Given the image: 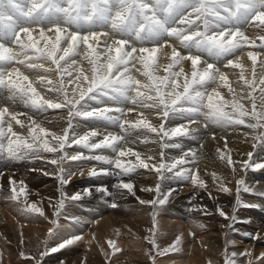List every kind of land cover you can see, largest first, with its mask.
<instances>
[{
	"label": "snow or ice",
	"instance_id": "6c2138e0",
	"mask_svg": "<svg viewBox=\"0 0 264 264\" xmlns=\"http://www.w3.org/2000/svg\"><path fill=\"white\" fill-rule=\"evenodd\" d=\"M249 27L264 32V0H0V152L16 160L39 159L42 152L58 154L48 162L57 165L62 185L75 175L74 171L63 167L66 160H95L114 163L125 175L143 168L154 171L158 180L163 181L168 178L164 173L168 172L177 178H190L194 185L206 188L198 169L183 167L196 163L195 152L190 150L180 158L165 162V154L161 151L160 162L150 164L153 157L141 158L140 153L122 146V142L132 140L130 130L138 128L157 134L162 141L164 138L191 137L193 130L184 124L165 128L164 120L177 115L187 118L189 123H195V118L202 116L208 123L218 126L245 125L253 131L260 130L254 138L264 141V51H246L247 60L251 61L250 76L243 59L246 49L264 50V35L250 37L246 34ZM165 46L171 50L170 62L163 65L158 63L157 53ZM83 61L89 67L85 68ZM185 61H190L188 71ZM220 63L225 68L239 69L238 79L230 81L229 75L218 66ZM21 66L33 71L42 70L44 74L30 79ZM162 67L165 75L159 74ZM133 69L145 79H138ZM221 88L227 90L230 98L221 94ZM89 101L102 105L108 101L114 105L130 102L140 109L151 110L161 120L156 126L141 111L142 118L131 122L126 114L135 109L92 107ZM242 101H248L250 108ZM21 105L37 113L66 109L67 125L57 131L44 126L52 121L40 122L31 116L27 121L22 120L20 117L27 114L13 110ZM75 118H82L93 127L78 132L73 123ZM14 125L26 129V135L15 130ZM106 125H116L124 134H105ZM96 137L102 139L92 142ZM72 145L89 150L110 149L116 158L85 156L83 152L69 155L65 149ZM161 147L178 148L181 145L162 143ZM217 151L233 172L237 170V163L245 169H264V163L251 160V153H248V160L234 162L230 153ZM126 156H134L135 162L121 159ZM188 156L192 159H186ZM178 166L181 167L178 169ZM100 172L92 169L89 174L96 176ZM212 176L219 182L221 190L232 191L222 177L216 173ZM9 183L12 187L7 199L20 204L24 213L45 216L43 208L36 202L21 200L26 196L23 181L19 182V188L16 181L10 179ZM236 184L237 203L240 204V186L245 192L250 189L243 179L236 180ZM115 187L135 195L131 182L121 180ZM99 190L107 192V189ZM142 190L154 191L157 198L142 200L137 197L140 204L164 205L171 195V191L161 192L159 182L154 188ZM258 194L264 195V192ZM80 198L79 193L71 196L62 193L53 214L60 215L66 199ZM116 206L113 203L112 207ZM218 211L226 219L235 220L234 215L229 217L223 210ZM157 214L155 210L152 213L151 236L144 238L153 249L159 247L156 242ZM50 222L58 226V221ZM54 235L50 228L48 239ZM81 239L78 235L71 236L55 247L46 248L40 256L55 253ZM181 242L182 234L163 251L178 250ZM107 244L112 254L121 251L115 240L109 239ZM20 255L24 259H36L24 252ZM237 255L250 258L252 253L228 254L225 250L224 264H236L231 257ZM151 259L155 264V257ZM256 259H264V253ZM248 264H252L251 259Z\"/></svg>",
	"mask_w": 264,
	"mask_h": 264
},
{
	"label": "bare ground",
	"instance_id": "6f19581e",
	"mask_svg": "<svg viewBox=\"0 0 264 264\" xmlns=\"http://www.w3.org/2000/svg\"><path fill=\"white\" fill-rule=\"evenodd\" d=\"M246 34H248L250 37H255L256 35H264V32H262L260 28L249 27L246 29ZM171 42L172 40L171 38H169V43ZM259 43L260 41L257 40V44ZM247 50H264H261L259 48L245 50L243 59L248 68L247 74L250 76L251 61L247 60ZM170 51V48H168L167 46L162 48L157 53L158 63H161L163 65L169 63L170 61L168 59V56L170 54ZM204 59H207V57H204ZM82 63L84 64L85 68L89 67L86 61H83ZM183 63L186 71H188L190 68V61H185ZM218 66L221 68V71H224L229 75L230 81H236L238 79L239 69L225 68L223 67V63H220ZM137 67H140V65H137ZM21 70L25 72V74L29 75L30 79H36L38 75L44 74L42 70H28L23 66H21ZM176 70H178V68ZM259 71L260 68L258 63L257 72L259 73ZM133 74L136 75L138 79H145L140 75V73L135 72L134 69ZM159 74H166L163 67L160 69ZM233 86L238 87V85L236 84H234ZM219 91H221V94L226 98H230L227 94L226 89L221 88L219 89ZM242 102L250 108V103L248 101ZM89 104L92 107L119 106L125 109H135L134 111L127 112L126 114V118L131 122H135L136 120L142 118L139 115L141 111H143L145 116H147L149 120L156 126H158L161 120V118L156 117L151 110L140 109L137 105H133L130 102H126L120 105H114L111 101H108L106 105H102L97 104L96 101H89ZM13 110L25 112L27 115L20 117V119L25 121L28 120L29 116H31L33 119H37L40 122H43L45 120L52 121V123L44 125L51 130L59 131L61 127H66L67 125L66 109H49L47 112L37 113L32 109L24 108L21 105L14 107ZM195 121V123H189V120L187 118H180L178 115L175 118L164 120L166 129L177 127L181 124L186 125L190 130H193V134L191 137H173L172 139L164 138V140L162 141L160 137L157 136V134L148 132L143 128H138L130 130L132 140L128 141L127 143L122 142V146L126 148L131 147L134 151L140 153L141 158L146 159L149 156L153 157L154 159L149 162L150 164H158L160 162L161 151H163L165 154V162H169L168 155H179V153L183 155L184 153H188L190 150L191 152H195L197 154L195 158L196 163H188L186 165H183V167L189 169H198L199 177L206 182L207 187L201 188L197 185H194L190 178L186 181V177L170 179V177L174 176L172 173H169V178L160 181L162 185H176L179 182L188 184L190 182L192 188H194V191L189 195L182 197L181 199L175 198L177 200L172 203L173 205H171V207H165V209L168 210L167 212H169L168 217L171 218V215L173 213L181 214L186 218L193 217V219L195 220H201L202 222H205L206 226L212 229L209 232L204 233L206 237H203V235H199L197 236V238L194 237L195 239L193 240L192 247L194 249H198L200 252L199 254H206V252L203 251L205 248V244H207L210 253L213 254V257L214 254L219 252V250L222 251L223 246L225 247V245H223L221 239L211 238L210 235L211 233H219L220 235L223 227L226 230V227H229L230 225L229 229L232 231V244L240 243L251 248H253L252 246H254L253 250H258V253L261 255L264 252V195H259L258 193L264 192V169H245L241 164L237 163V170L233 172L232 168L227 164L226 159H220V152L217 151V149H220L225 154L230 153L234 162L248 160V153H251L252 161L264 163V141L254 138L259 134L260 130L253 131L252 129L247 128L245 125L218 126L208 123L202 116L196 117ZM73 123L77 131L81 133L86 132L91 127H93L90 122H85L82 118H75ZM206 123L207 127H205ZM14 129L17 131H22L23 134L26 135V129L21 130L18 125H14ZM104 130L105 134L109 132L121 135L124 134L116 125H106L104 126ZM100 139H102V137L92 138V142H98ZM145 140H147V142H143ZM162 143H178L181 145V147L162 148ZM225 144H227V147H225ZM65 150L69 155L83 152L85 156H89L94 152L96 155L111 157L113 160L116 158V155L112 153L110 149L89 150L77 145H72L71 147H67ZM57 155L58 154L42 152V158L39 159L27 158L16 160L9 159L5 153L0 152V200L6 199L8 193L11 194L10 189L12 185H10L9 183L10 179L17 182V188H19L20 186L19 182L23 181L24 185H26V196H22L21 199H27L29 203L36 202L38 206L42 207L45 212V216L43 217L49 224V221L53 220L51 218V213L56 210L58 202L62 198V193H66L68 196L79 193L81 198L75 201L70 200V208L67 209L66 207L67 211H63L66 213L68 212L67 215L70 216V219L71 217H74L79 220H85L89 221L90 223H95V231H93L95 234L91 237H87L89 239V242L84 245L83 250H67L53 257H49L47 254L43 257V263L55 264L56 262V264H104L105 258H103L99 253L98 249L95 247V243L99 241V243L105 244V238H108V240L111 239L121 242V246L125 244L123 243L122 245L123 240H125V246L127 245L130 246V249L136 248V250H138L137 248H139V240L142 241V239L145 238L147 234H151L149 230L152 229L150 228L151 225H146L147 219H145V217L138 219L141 217L142 213L148 212V208H150L149 204H140L139 199H154V191L146 192L142 189L150 187L154 188L155 184L159 181L158 174L148 169L137 168L136 171H134L133 177H135V180L137 182L136 184L138 185H134L135 195H132L128 193L126 189L118 190L115 187L117 183H114L108 178L109 175L107 176V174H111L113 172L119 173V170L115 167L114 163L108 164L95 160H66L63 164V167L65 169L74 171L75 175L71 176L67 184L62 185L60 180L58 179L59 171L57 165H53L48 162L50 159L56 158ZM173 157L175 156H172L170 158L173 159ZM121 159H123L124 161L135 162L134 156H126ZM186 159L191 160L192 158L188 156L186 157ZM179 167L181 166H178V169ZM92 169H96L98 172H100V170L102 169L105 171L100 172V174L96 176H91L89 173ZM45 173H47V175ZM132 173H129V175ZM166 173L167 172H165V175ZM212 173H216L219 177H222L224 183L230 189H232V191L224 192L223 190H221L219 182L214 181ZM238 179H243L245 183L247 182L249 184V187L251 188V195H249L247 193L244 194L243 187L240 186L241 190L238 194L241 201L240 204L237 203L236 192V189L238 187V185L236 184V180ZM2 189H4V191ZM99 189H107V192L100 191ZM137 197L139 199H137ZM3 202L5 203V200ZM113 203H115L117 206L112 207ZM227 207L228 211L226 210ZM218 209L226 212V215H228L229 217L236 215L239 218L237 219V221L233 222L229 219L225 220L226 218L219 214ZM161 211H163V209ZM17 212L18 211H16V213ZM206 212L210 214H205ZM131 217L137 218L138 221L133 222V218L131 220ZM146 217L148 218L149 216ZM148 219V221H150V217ZM64 224H67V222H64ZM49 225L47 226L49 227ZM117 233L121 234L122 240L116 239L119 235ZM257 235H259L261 238H255ZM16 238L19 239V237ZM24 238H26V240L28 239V242H30V239H32L31 241L34 240V244H36L37 242L39 244L40 242L45 243L47 241V244H44L45 248L53 247V245L57 246L59 242H51L47 238V240H41L40 237L36 236H31V238L29 236H25ZM174 240L175 237L165 238V241L163 240L161 244L166 246L173 243ZM26 242L23 240L15 242V238H13V236L10 234V229L0 224V259H2V262H7L8 264H20L24 260H29L22 258L20 255L21 252H24L29 256H31L33 253L29 252L30 245ZM190 246L191 245H189V247ZM180 251L181 250L178 251L179 255H181ZM137 252L128 253L127 255L125 254L126 259L128 258L130 260L125 259V262L120 263L145 264L144 262H140V260L142 259L146 260L144 253L141 252L137 254ZM173 252L159 258L158 260H155V264H169L171 263L170 261L173 260L175 263V259H177L179 255H174ZM190 252L186 253H188L189 255ZM241 252L243 251H229L228 254H240ZM194 253L197 252L195 251ZM194 253L190 255V258L188 257V260L192 259L194 264L207 263V259L204 258L205 255L204 257H199L197 260L195 259L197 255H195V257L193 256ZM224 256L225 255H223V257ZM243 257L237 255L231 258L236 260V264H245L248 263L249 259L256 258H249L247 256L245 258ZM132 258L139 259V261L136 260V262H133L131 261ZM54 260L55 262H53ZM116 261L117 260H115V262ZM255 262L254 264H256ZM175 264H177V262ZM257 264H264V260L258 262Z\"/></svg>",
	"mask_w": 264,
	"mask_h": 264
},
{
	"label": "rangeland",
	"instance_id": "374dc122",
	"mask_svg": "<svg viewBox=\"0 0 264 264\" xmlns=\"http://www.w3.org/2000/svg\"><path fill=\"white\" fill-rule=\"evenodd\" d=\"M92 155H96V154L93 152L89 156H92ZM181 155H182L181 153H179V155L178 154L177 155H168V160L170 162L172 160L170 157L175 156L176 158H180ZM175 157H173V158H175ZM118 170H119V173L113 172L111 174H107V176L109 175L108 178L111 181L119 184L121 182V180H123L124 182H131L135 186L138 185V184H136L137 182L135 180V177H133L134 172L130 175L129 174L125 175V174L121 173L122 172L121 169H118ZM164 175H165V173H164ZM165 176L168 178L170 177L168 172L166 173ZM174 178H177V177H170V179H174ZM188 179L189 178H186L185 180L187 181ZM158 182L160 183V181H158ZM245 186H247L249 189H251L247 182L245 183ZM2 190L4 191V189H2ZM195 190H197V189H195ZM0 191H1V189H0ZM169 191H171V196L168 197V200L164 205H159V206L150 205V208H148V212L142 213L141 217L138 218V219H141L142 217L143 218L145 217V219H147L146 225H148V226L151 225L150 228H152L153 227V216H152L153 212L152 211L155 210L158 213L156 215V224H157L156 242H157V245L159 247L153 249L152 245L150 243H148V241L144 238L142 239V241L139 240L140 242H138V246H139V248H137L138 250H136V248L130 249V246H127V245L125 246V244H126V242H124L125 240H123V242H122V245H123V243H125L123 245L124 247L121 246V242L116 241V245L121 249V251L112 254V249L109 248V246L107 244L108 238H105V240H104L105 244H101V243H99V241H97V243H95V247L98 249V251L102 255V257L105 258L104 264H122L120 262H125L128 259V258L126 259V257H125L128 253H135L137 251H138L137 254L143 252L145 257H146V260H143V259L140 260L141 263L144 262L145 264L146 263L153 264V260L151 259V257H155V260H158L159 258L166 256L167 254H170L173 252L172 250H169L166 252L163 251L164 249H168L169 245H171L172 243L165 246V245H162L161 242H163V240L165 241V238H170V237L176 238L178 235L180 236L181 234H182V242L179 245L180 247L178 246V250H176L177 253H176V251L173 252L174 255L178 256L179 255L178 251L181 250L180 251L181 255H179L177 258L178 260L175 259V263L177 262V264L178 263L179 264H189V263L194 264L192 259L188 260V257L190 258L191 257L190 255H192L195 251L197 252V253H194V255H193L194 257H195V255H197L195 259L198 260L199 257H201V256L204 257V255H205L204 258L207 259V262L209 260H211L212 264H224L225 256L223 257V255H225V250L228 251L227 253H229V251H243L241 253H244L248 249L247 252H249V249L251 247L245 246L244 244H240V243L232 244V241H231L232 231L229 229V227H226V230L223 227V230L220 232V235H219V233H211L210 237L221 239L223 245H225V247L223 246L224 250L223 249H222V251L219 250V252H221V253L217 252L216 254H214V257H213V254L210 253L207 244H205V246H204L205 248L203 251L206 252L207 255L202 254V253L199 254L200 253L199 250L194 249L192 247L193 246V240L195 238H197V236H199V235H203V237H206V235L204 233L209 232L212 229L208 228L206 226L205 222H202L201 220H195V219H193V217L192 218H186L181 214L173 213L171 215L172 217L170 218V217H168V215H169V212H167L168 210L165 209V207L166 208L171 207V205H173L172 203H174L177 199H181L182 197L189 195L191 192L194 191V188H192V185L190 184V182L188 184L179 182L176 185L167 184L165 186L161 184V192L162 193H167ZM243 192H244V194L247 193V194L251 195L250 191H248V192L243 191ZM6 194H7V192H6ZM9 196H10V194L8 193L7 197H9ZM7 197H6V199L0 200V206H1V208H0V211H1L0 212V218H1L0 224H2L3 226H6L7 228L10 229V234L13 236V238H15V242H19L20 240L21 241L23 240L25 242L27 241L26 243H28L30 245L29 252H31V253L33 252L31 256H34L36 258V259L24 260L20 264H37V261H39V264H42L44 256L41 257L40 253L44 252L46 250L45 245H44L45 243L40 242V244H41L40 245L37 242L36 244H34L33 243L34 240L31 241L32 239H30V242H32V243H30V242H28V239L26 240V238H24L25 236H29L30 238H31V236L32 237L36 236V237H40L41 240H47L48 239V236H47L48 230L50 228H52L54 230L55 235L50 240L48 239L51 242H55V241L60 242L64 239L70 238L71 236H74V235H78V236L82 237L81 240L76 241L74 244H72L68 247L60 249L59 251H57L55 253L49 252L48 256L53 257L55 255L57 256V254H61L64 251H67V250H79V251L83 250L84 245H86L89 242L88 241L89 239L87 237L88 236L91 237L95 234L93 232V231H95V226H94L95 223L94 222H93L94 223L93 224V223H90L89 221L79 220V219H76L74 217H71V219H70V216L67 215L68 212L67 213L64 212V211H67V209H69L71 206L70 199L69 200L66 199L67 201L66 200L64 201V207H63V209L60 210V215L58 217L53 214L54 212L51 213V218L53 220L58 221V226H54L50 222L52 220L49 221V224H50L49 225L48 222L44 219V217L39 216L38 214L22 212L20 210L21 205L18 204L16 201H11L10 199H7ZM153 198L154 199L157 198L156 193L154 194ZM175 198H177V199H175ZM4 200H5V203L3 202ZM21 200H23V199H21ZM11 202H13V203H11ZM66 207H67V209H66ZM162 209H163V211H161ZM226 210L228 211V207L226 208ZM16 211H18V212L16 213ZM146 216L150 217V221H148L149 217L147 218ZM132 218L133 217H131V220H132ZM238 218L239 217L235 215V220H232L230 218H229V220L233 222V221H237ZM138 219L133 218V222H137ZM59 220H61V221H59ZM186 220H187V222L188 221L189 222L187 223ZM225 220H227V219H225ZM64 222H67V224H64ZM47 225H49V227ZM201 225H202V227H200ZM227 230H228V232H227ZM23 232H24V234H23ZM190 233H194V235H191ZM149 236H151V234H147L145 237H149ZM16 237H19V239ZM116 239L122 240L121 234H119ZM189 245H191V246L189 247ZM53 247H55V245H53ZM252 247L254 248V246H252ZM253 248L250 249V252L252 253L251 257L252 258L258 257L260 255L258 253V250L254 251ZM30 250H32V251H30ZM186 252H190L189 255ZM253 253H257V254H253ZM240 256L243 257V255H240ZM245 257H243V258H245ZM121 258H122V260H121ZM115 260H117V261L115 262ZM118 260H121V261H118ZM128 260H130V259H128ZM136 260L139 261V259H136V258L131 259V261H133V262H136ZM251 260H252V264H254L255 261L260 262L264 259H261L260 261L257 260L256 258L251 259ZM148 261L151 263H149ZM53 262H55V260ZM170 262L171 263H169V264H173L174 260L170 261ZM258 262H255V263L257 264ZM0 264H8V263L2 262V259H0ZM55 264H56V262H55ZM245 264H248V263H245Z\"/></svg>",
	"mask_w": 264,
	"mask_h": 264
}]
</instances>
